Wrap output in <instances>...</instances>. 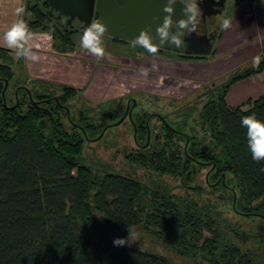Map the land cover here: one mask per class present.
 Masks as SVG:
<instances>
[{"label": "trees", "instance_id": "1", "mask_svg": "<svg viewBox=\"0 0 264 264\" xmlns=\"http://www.w3.org/2000/svg\"><path fill=\"white\" fill-rule=\"evenodd\" d=\"M48 8L45 0H32L27 6L30 30L50 33L57 54L72 53L77 30L48 16ZM155 54L182 61L205 58L159 50ZM260 56L259 67L251 66L205 94L192 126L186 120L173 123L178 131L188 130L187 137L164 127L147 148L128 154V161L158 176L179 178L181 188L199 196L200 170L209 167L207 183L218 182V188H228L231 198L236 196L233 213L249 218L251 213L264 215V161L252 159L247 130L241 126L242 117L253 113L264 121V96L236 107L225 101L232 85L264 71V46ZM2 59L0 264H169L162 255L114 245L112 233L135 227L163 239L172 252L192 261L263 264L256 250L244 246L249 235L218 217L211 203L173 194L171 187L157 179L144 183L87 163L85 143L121 118V105L109 104L98 120L84 111L76 114L69 103L81 92L67 86L59 88V95L29 89V94L20 90L17 98L13 92L14 101L9 104L6 93L12 82L16 84V74L7 58ZM4 81L8 86L2 97ZM61 106L69 108V118ZM148 116L143 112L134 121L137 143H146ZM181 143L187 144L186 155ZM223 196L217 198L223 200Z\"/></svg>", "mask_w": 264, "mask_h": 264}, {"label": "rangeland", "instance_id": "2", "mask_svg": "<svg viewBox=\"0 0 264 264\" xmlns=\"http://www.w3.org/2000/svg\"><path fill=\"white\" fill-rule=\"evenodd\" d=\"M227 1L230 2V0H225L224 11ZM252 3L264 7V0H256V2L252 0ZM223 17L224 12L215 22V25H218V30L212 37V53L214 52L215 56L211 54L210 57L190 59L189 61L180 59L179 61L182 63L169 57L157 55L150 57L151 60L142 58L137 56L135 51H131L129 54L122 51V55H120V50L115 46H107L105 48L106 56L97 58L84 50L80 42L75 43V50L71 56L66 58L69 61L62 62L51 56L52 49L50 50L49 47L50 43L53 45V40L42 41L37 48L34 36L33 51L40 56L38 62H31L24 58L17 59L15 54L6 55L0 52V58L6 57L7 64L14 68L16 74V84L12 82L6 93L8 103L14 101L12 94L16 92V86L21 85V82L39 94L45 89L48 90V93L59 95V88L67 86L81 91L80 96L69 103L71 110L75 113L84 111L93 116L95 120H98V116L106 110L109 104L114 106L118 104L125 108L127 101L134 99L141 110L148 114L165 116L169 121L175 123L186 120L192 126L194 118L206 101L205 94L213 87L223 85L237 73L253 66V57L260 56V51L264 46V24H261L255 38L244 42L239 49L236 47L235 57L226 59L216 56L217 50L213 46V41L220 37L219 34L222 30L220 24ZM202 34L204 33L198 35ZM104 38L108 39V36ZM43 39L45 40V38ZM111 47L120 54L116 55ZM244 50L245 54H243ZM21 64L23 69L19 71ZM54 64L57 66L54 67ZM153 65H156L155 69H153ZM142 68L149 69L147 77L141 75ZM262 78H264V74ZM243 93V87L234 88L230 95L228 94L229 106H233L230 103L231 99H238L239 96L244 95ZM242 102L243 100L239 103ZM188 115L190 118L186 119ZM159 124L156 119L151 121L150 125L154 128L153 133L158 131ZM98 136L89 138L85 143L84 156L87 163L94 164L95 167L103 166L117 174L134 177L144 183L150 182L151 179H157L171 187L173 194L182 197L188 194L194 199H199L202 203H211L216 207L219 213L218 217L231 225H238L240 231L249 235L250 240L244 245L245 248L256 250L261 263L264 264V220L256 216L260 215L256 213H251L253 217L250 218L233 213L231 209L234 207L236 196L231 198L226 190L213 189L214 195L210 196L211 189L204 181L209 167L200 170L201 175L198 182L202 189L199 196L196 195V191L181 188L179 178L167 175L158 176L156 173L128 161V154L135 150L132 128L128 122L111 128L100 139L93 141ZM161 141L163 142V140ZM182 145L183 143L180 146ZM220 195H224L223 200L217 198ZM261 216L264 215L261 214ZM111 237L113 240L125 238L128 240L125 245L162 255L169 260V264H207L199 259L192 261L176 255L163 239L157 238L141 227H135L126 233L114 232Z\"/></svg>", "mask_w": 264, "mask_h": 264}, {"label": "water", "instance_id": "3", "mask_svg": "<svg viewBox=\"0 0 264 264\" xmlns=\"http://www.w3.org/2000/svg\"><path fill=\"white\" fill-rule=\"evenodd\" d=\"M45 2L49 7L46 11L48 16L57 21L61 19V16H64L68 18L67 25L70 26L73 19L76 18L82 24L81 30L83 31L93 21L100 20L108 26L105 35L109 37L131 42L139 35L141 30L148 29L151 34L156 37L154 42L157 43L159 45L158 48L162 50L180 52L184 49L187 54L207 56L210 54L212 48L211 35L206 33L198 35L195 31H189L188 28L183 30L182 36L180 37L182 40L180 47L169 43L159 44L160 40L159 37L156 36V29L160 26L159 22L162 25L165 16L168 15V13L164 12L167 0H45ZM198 4L202 10V17L204 18L210 15L204 10L206 8L212 10L216 8V10H213L212 15H221L224 10L225 0H199ZM185 5L186 3L181 1H176L174 5V12L172 14L174 24L171 28V32L173 33L178 31L176 22L185 18L183 12ZM54 12H57V16H54ZM7 86V81H4L2 97L4 96ZM131 103L133 104L132 107L136 106V101L134 99L131 100ZM17 104L18 103H16V105ZM128 108L127 105L121 118L112 125L105 126L101 134L93 141L100 139L106 129L121 125L126 116L131 121V114L128 115ZM160 119L167 128L173 130V128L165 122L163 117H160ZM183 150L186 155V144ZM221 178H225V176L222 175ZM222 182L224 183V181ZM217 184L218 182L213 184V186ZM256 216L264 218V216L261 215Z\"/></svg>", "mask_w": 264, "mask_h": 264}, {"label": "clouds", "instance_id": "4", "mask_svg": "<svg viewBox=\"0 0 264 264\" xmlns=\"http://www.w3.org/2000/svg\"><path fill=\"white\" fill-rule=\"evenodd\" d=\"M176 0H167L164 7V12L168 13L165 16L162 25L156 29V36L159 37V44H174L180 47L182 44L181 36L183 30L188 28L189 31H195L196 26L200 22L202 10L199 7L198 0H189L185 5L183 12L185 18L180 19L176 24L178 31L173 33L171 28L174 24L172 14L174 12V5ZM14 14L17 19L4 33V44L7 48L12 49L17 59L24 58L31 62H38L40 56L33 51L32 41L34 33L30 30L27 21L24 19L26 14L25 6L20 5L15 8ZM30 15V14H29ZM232 25L231 18H225L221 21L220 27L222 30H227ZM191 26V27H189ZM108 30V26L100 20L93 21L87 28H85L80 40L81 47L97 58H104L106 56L103 37ZM154 37L148 29L141 30L139 35L132 41V47H142L147 52L155 54L158 51L159 45L155 43ZM261 57H253V67H259ZM153 69L156 65L152 66ZM141 75L148 76L149 69L142 68ZM241 126L246 128L247 144L252 154V159L260 162L264 161V121L257 119L256 114L244 116L241 119ZM115 246H123L128 243L125 238H116L113 241Z\"/></svg>", "mask_w": 264, "mask_h": 264}, {"label": "crops", "instance_id": "5", "mask_svg": "<svg viewBox=\"0 0 264 264\" xmlns=\"http://www.w3.org/2000/svg\"><path fill=\"white\" fill-rule=\"evenodd\" d=\"M176 1H181V2L186 3V4L189 2V0H176ZM233 1H235V0H230V2L229 1L226 2L227 5H226V9L224 11V17H223V19L231 18L232 19V25L227 30H221V32L219 34L220 35L219 39H215V41H213V46L217 50L216 56H219V58H226L227 59V57L228 58L235 57L234 51H236V47H238V49H239L243 46L244 42L255 38L256 34H258L257 31H258L259 27L261 26V24H264V7H260V5L258 6L257 4L252 3V0L251 1L236 0V2H233ZM254 1L256 2V0H254ZM31 2H32V0H0V49H4V50L8 51L10 53L9 55H12L15 53L12 49H9L5 46L4 40H3L4 33L11 26V24L17 19V17L14 14L15 8L20 6V5H23V6H25V9H26L27 6ZM227 12H228V14H226ZM54 16H57V12H56V14L54 12ZM217 16H219L217 18V19H219L220 16H222V14L217 15ZM24 19L26 21L29 20V17L27 14H25ZM67 19L68 18L61 16V19L58 20V22H60L61 24H64L65 26H67L70 29H74V28L78 29L76 32L77 34H75L73 36L72 40L74 43H79L81 40V37L83 35L80 32V31H83V30H81L82 24L76 18H74L72 23H71V26H70V25H67ZM159 24L161 25L160 22H159ZM33 33L35 34L34 36H36L40 32H33ZM105 36L106 35H104V37ZM104 37H103V41L109 40V39H105ZM245 50H244L243 54L246 53ZM51 52H52L51 56L53 58H55L56 60H61L62 62H64L65 60L69 61L66 58L71 56L73 53L72 52L69 54L61 55V54H57L53 49ZM260 53H261V51H260ZM136 55L139 57H142V58L145 57L146 59H150V60H151L150 57H154V55H149V56H145L142 54H136ZM236 56H238V55H236ZM172 59H174V61H178L179 63H182V61L176 60L175 58H172ZM75 62H77V60H75ZM146 64L149 65V63H146ZM53 66L56 67L57 65L54 64ZM22 69L23 68H22V64H21L19 67V71H22ZM263 74H264V71L258 75H254L252 77L241 80V81L235 83L234 85H232L229 88V91H228L226 99H225L227 105L229 106L228 94L230 95V92H232V90L238 86L243 87V90H244L243 94L244 95L239 96L238 99H236V98L231 99L230 103L233 106H229V107H236V106H239V105L247 102V100H250V99L255 100L260 96H264V78L261 79ZM242 100H243V102L240 104L239 102ZM236 104H238V105H236Z\"/></svg>", "mask_w": 264, "mask_h": 264}, {"label": "flooded vegetation", "instance_id": "6", "mask_svg": "<svg viewBox=\"0 0 264 264\" xmlns=\"http://www.w3.org/2000/svg\"><path fill=\"white\" fill-rule=\"evenodd\" d=\"M199 1V0H198ZM216 1H218V0H216ZM204 4V3H203ZM206 12H207V14H210V15H208V16H206V17H202L201 16V18H200V22H199V24L196 26V30H195V32L197 33V34H201V33H207L208 35H211V37H213V34L217 31V26L218 25H215V22H217V18L219 17V16H214V15H212V13H213V10H216V8L215 9H209V8H206V9H204ZM224 12V10L222 11V13ZM221 13V14H222ZM189 27H191V26H189ZM186 29V28H185ZM108 39H109V41H105L104 40V46H105V48L107 47V46H115V47H118V49L120 50L119 52H121V54L118 52V51H114L115 49L114 48H112L111 47V50H113V52H115V54L117 55V54H120V55H122V51L123 52H128V54L132 51H135L136 52V54H142V55H145V56H149V55H157V56H160V55H158V54H150L149 52H147L144 48H142V47H139V46H137V47H132V44H131V42L130 41H126V40H122V39H117V38H113V37H109L108 36ZM106 44V45H105ZM121 45V46H120ZM121 47V48H120ZM158 50L159 51H165L166 53H173V54H177V55H179V56H190V57H210L211 56V54H212V48H211V51H210V54L209 55H207V56H195V55H192V54H187V53H185V50L183 49V50H181L180 52H170V51H167V50H162V49H160V48H158ZM26 91L27 93H29V88L27 87V86H24V85H21V86H18V88H17V90H16V92H15V94H16V96H17V98H18V92L19 91ZM54 100L56 101V102H58V100L54 97ZM129 103V104H128ZM127 105H128V115L129 114H131V121L128 119V117L126 116V118L124 119V121L121 123V125L123 124V123H125V122H128L129 124H130V126H131V128H132V136H133V142H134V149H139V148H142V149H145V148H147L148 147V145L150 144V141L152 140V139H158L162 134H163V128L165 127V128H167V126L161 121V119H160V117H163L164 118V120H165V122L170 126V127H172L173 128V130L172 131H174L175 133H177V134H180V135H182L183 137L184 136H186L187 137V134L189 133V131L188 130H186L185 132H182V131H178V130H176L175 128H174V126H172L173 125V123H175V122H173V121H169L168 120V118L167 117H165V116H160V115H158V114H149L151 117H147L146 118V120H145V126H146V132H145V138H146V143L145 144H142V143H137L136 142V135H137V131H136V128H135V126H134V121L138 118V116H139V114H142L144 111H142L141 110V108H140V106H139V104H137L136 103V106H134V107H132L133 106V104L131 103V100H128L127 101V103H126V105H125V108H124V112H125V110H126V107H127ZM61 108H62V110H64V111H66V113H67V117L69 118V116H70V110H69V108H67L66 106H61ZM71 112H73V111H71ZM123 112V113H124ZM72 114V113H71ZM123 115V114H122ZM120 119V118H119ZM118 119V120H119ZM153 119H156V120H158V122L160 123L158 126H157V129H158V131L156 132V133H153L154 132V128H153V126H151L150 124H151V121L153 120ZM117 120V121H118ZM116 121V122H117ZM115 123V122H114ZM113 124V123H112ZM112 124H108V125H112ZM171 124V125H170ZM120 126V125H119ZM134 126V127H133ZM111 128H114V127H110V128H108L109 130L111 129ZM152 128H153V130H152ZM108 129H106V130H108ZM167 129H169V128H167ZM105 130V131H106ZM170 130V129H169ZM153 131V132H152ZM104 134H105V132H104ZM187 145V144H186ZM206 178L208 179V177L206 176L205 177V184L212 190V193H213V189L214 188H218V186H219V184L217 185V186H213V184H214V182H208L207 183V181H206ZM223 191V190H222ZM226 191H228L229 192V189L227 188V190ZM213 195H214V193H213Z\"/></svg>", "mask_w": 264, "mask_h": 264}, {"label": "built area", "instance_id": "7", "mask_svg": "<svg viewBox=\"0 0 264 264\" xmlns=\"http://www.w3.org/2000/svg\"><path fill=\"white\" fill-rule=\"evenodd\" d=\"M36 38H35V42H36V45H35V47H37V48H39V44L42 42V41H50V40H53L52 39V36L51 35H49L48 33H38L36 36H35ZM43 38H45V40L43 39ZM49 49L51 50V49H53V45L50 43V47H49Z\"/></svg>", "mask_w": 264, "mask_h": 264}]
</instances>
